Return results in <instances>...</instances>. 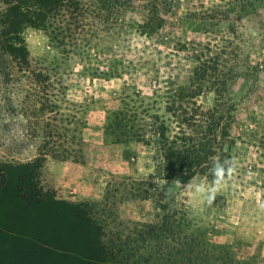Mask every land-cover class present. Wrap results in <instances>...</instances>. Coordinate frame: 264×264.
<instances>
[{
	"label": "rangeland",
	"instance_id": "1",
	"mask_svg": "<svg viewBox=\"0 0 264 264\" xmlns=\"http://www.w3.org/2000/svg\"><path fill=\"white\" fill-rule=\"evenodd\" d=\"M80 2L85 46L58 45L28 26L20 34L28 68L0 52V164L32 160L42 140L53 137L52 148L74 157L46 155L40 186L59 199L97 202L94 214L106 231L160 224L166 216L175 234H197L208 249L223 245L233 258L264 264V210L258 207L264 202V0ZM38 71L48 75L43 91V80L33 76ZM178 87L190 96L174 99L195 103L190 116L196 122L185 130L210 137L216 122L229 159L238 163L212 205L186 191L194 178L211 181L205 172L212 162L186 182L167 179L157 171L151 138L115 143L104 133L107 116L128 111L137 129L140 118L165 119L172 134L177 124L165 100ZM165 236L173 245L174 236ZM41 251L22 247L7 264H49Z\"/></svg>",
	"mask_w": 264,
	"mask_h": 264
},
{
	"label": "trees",
	"instance_id": "2",
	"mask_svg": "<svg viewBox=\"0 0 264 264\" xmlns=\"http://www.w3.org/2000/svg\"><path fill=\"white\" fill-rule=\"evenodd\" d=\"M4 3L0 10V52L9 54L21 70L29 67V53L20 36L25 27L41 29L58 45L67 43L76 49L88 43L80 0H4ZM33 76L43 80L41 91L47 89L45 72H33ZM172 91L165 100V109L177 124L172 134L165 119L150 123L140 118L142 122L137 129L135 114L128 111H113L107 116L104 133L115 143L144 142V136L151 138L157 144L160 161L157 171L164 178L183 183L205 163L212 162L205 172L212 180L214 159H229L225 135L217 134L216 122L209 130L210 137L203 131L195 130L198 134L186 131L192 121L196 122L190 116V112H195L192 107L195 103L188 102L191 105L188 107L174 99V96L189 97L187 87ZM210 115L207 116L212 119ZM52 139L44 138L38 155L28 162L0 164V264L14 263L19 249L27 246L42 248L41 254L48 258L49 264H250L248 260L227 255L223 245L206 248L197 234H175L178 232L171 221H167V226L166 216L160 224L152 221L138 224V228L106 231L94 214L97 202L59 199L54 189L40 186L38 175L46 155L60 160L74 157L70 150L63 148L57 152L52 148ZM165 235L174 236L173 245Z\"/></svg>",
	"mask_w": 264,
	"mask_h": 264
},
{
	"label": "clouds",
	"instance_id": "3",
	"mask_svg": "<svg viewBox=\"0 0 264 264\" xmlns=\"http://www.w3.org/2000/svg\"><path fill=\"white\" fill-rule=\"evenodd\" d=\"M238 163L232 159L215 158L211 174L213 179L209 182L206 179H193L186 185V191L193 200H200L202 203L212 205L216 197L223 191L226 185L236 176ZM258 207L264 210V202L258 200Z\"/></svg>",
	"mask_w": 264,
	"mask_h": 264
},
{
	"label": "crops",
	"instance_id": "4",
	"mask_svg": "<svg viewBox=\"0 0 264 264\" xmlns=\"http://www.w3.org/2000/svg\"><path fill=\"white\" fill-rule=\"evenodd\" d=\"M87 175H85V177H86Z\"/></svg>",
	"mask_w": 264,
	"mask_h": 264
}]
</instances>
